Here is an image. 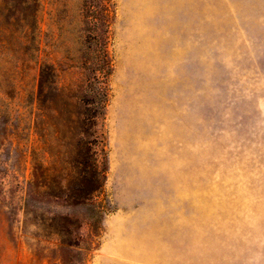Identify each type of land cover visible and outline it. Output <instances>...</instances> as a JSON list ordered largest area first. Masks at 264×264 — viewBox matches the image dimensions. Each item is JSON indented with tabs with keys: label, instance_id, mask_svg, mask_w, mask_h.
<instances>
[{
	"label": "rangeland",
	"instance_id": "374dc122",
	"mask_svg": "<svg viewBox=\"0 0 264 264\" xmlns=\"http://www.w3.org/2000/svg\"><path fill=\"white\" fill-rule=\"evenodd\" d=\"M37 4L34 37L0 34L2 110L28 112L49 66L48 100L102 101L105 177L86 204L48 201L31 186L36 137L10 135L0 264H264V0Z\"/></svg>",
	"mask_w": 264,
	"mask_h": 264
},
{
	"label": "trees",
	"instance_id": "16d2710c",
	"mask_svg": "<svg viewBox=\"0 0 264 264\" xmlns=\"http://www.w3.org/2000/svg\"><path fill=\"white\" fill-rule=\"evenodd\" d=\"M1 2L4 8L0 7V18H4V21L0 19V34L13 35L18 32L25 37H34L39 25L37 0ZM53 74L49 66L41 65L38 68L36 92L30 103L26 104L30 107L28 112L23 110L25 106L20 105V110L17 109L13 116L7 114L2 110L4 94L0 92L3 96L0 113H6L0 146L9 144V150L16 146V151L19 148L18 142L10 140V135L17 140L23 133L35 136L38 146L30 152L31 186L34 193L66 206L83 205L99 192L105 177L101 167L104 144L98 130V114L103 104L102 101L95 104L85 99L64 96L61 88L56 87V82L51 81L56 87V95L54 99L48 100L46 94L49 78ZM12 100L10 98L9 106ZM73 107L78 108V111H69ZM12 123L15 125L12 126ZM10 127H13V131L7 134V128ZM51 222L57 231L56 235L62 237L61 246L69 248L80 240L79 236L69 230L72 226L69 219H60V225L56 224V219H51Z\"/></svg>",
	"mask_w": 264,
	"mask_h": 264
}]
</instances>
